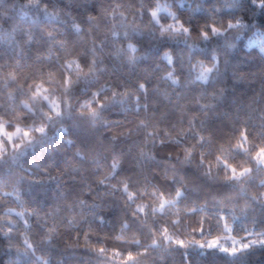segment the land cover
<instances>
[{
	"label": "snow or ice",
	"instance_id": "obj_1",
	"mask_svg": "<svg viewBox=\"0 0 264 264\" xmlns=\"http://www.w3.org/2000/svg\"><path fill=\"white\" fill-rule=\"evenodd\" d=\"M248 10L243 0L0 9L4 264L264 256V30L245 35ZM240 37L259 54L233 62ZM49 192L47 205L30 203Z\"/></svg>",
	"mask_w": 264,
	"mask_h": 264
},
{
	"label": "clouds",
	"instance_id": "obj_2",
	"mask_svg": "<svg viewBox=\"0 0 264 264\" xmlns=\"http://www.w3.org/2000/svg\"><path fill=\"white\" fill-rule=\"evenodd\" d=\"M206 3L213 4V3H221L222 0H205ZM243 3L249 7V10L244 12L243 15L245 17V23L248 24L249 33L245 35L251 34L256 30H264V11L260 10H250L251 9V0H243ZM237 37V33L230 32L228 34L229 39H233ZM239 47L235 50V53L231 56V60L233 62L241 60L243 57L248 55H257L258 50L249 49L245 46V40L243 37H240L238 40ZM224 48V42L221 41L216 48L217 52H222ZM264 55V54H260ZM252 66L258 65V60L248 61ZM7 258V253L0 252V264H4L5 259Z\"/></svg>",
	"mask_w": 264,
	"mask_h": 264
},
{
	"label": "trees",
	"instance_id": "obj_3",
	"mask_svg": "<svg viewBox=\"0 0 264 264\" xmlns=\"http://www.w3.org/2000/svg\"><path fill=\"white\" fill-rule=\"evenodd\" d=\"M12 0H0V9H3L6 7V5H8L9 3H11ZM61 3H63V0H61ZM19 20V16L17 13H13L12 14V19L10 21H8V24L11 25L15 22H17ZM245 64L248 65V67H252V65L248 62V61H244ZM241 67H243V65H241ZM229 84H231V80H229ZM237 91H240L244 88L243 85H235ZM251 87H255V86H250ZM250 90V89H249ZM51 193H47L46 196L42 197V196H36V198L34 200H31L30 203L34 204V205H41V202L43 201V205H47V203L49 202ZM255 260V264H264V256H256L254 258Z\"/></svg>",
	"mask_w": 264,
	"mask_h": 264
}]
</instances>
